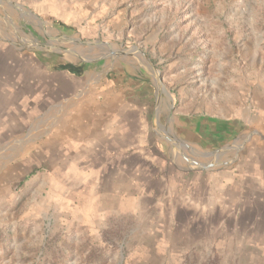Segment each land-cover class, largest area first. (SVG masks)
<instances>
[{"label":"rangeland","instance_id":"1","mask_svg":"<svg viewBox=\"0 0 264 264\" xmlns=\"http://www.w3.org/2000/svg\"><path fill=\"white\" fill-rule=\"evenodd\" d=\"M0 47L113 75L137 149H162L137 173L155 193L125 188L100 224L63 204L49 162L8 163L0 264H264V0H0ZM199 114L224 125L182 154L170 138Z\"/></svg>","mask_w":264,"mask_h":264},{"label":"crops","instance_id":"2","mask_svg":"<svg viewBox=\"0 0 264 264\" xmlns=\"http://www.w3.org/2000/svg\"><path fill=\"white\" fill-rule=\"evenodd\" d=\"M3 49L8 47H0V187L8 184L13 168L8 163L49 162L50 183L63 196V204L99 224L122 212L125 188L133 192L139 181L141 195L155 193L146 176L139 179L137 173L145 171L149 155L161 152L160 141L151 135L137 149L141 112L136 106L121 107L113 75L104 81L74 74L38 56L28 64L23 47L11 53ZM179 120L184 124L170 140L182 154L185 144L190 151L210 148L201 135L214 136L216 128L224 125L223 119L203 114ZM222 146L200 154L214 161L227 148ZM193 162L200 168L204 164ZM260 168L264 172V163ZM17 170L13 168L11 176ZM78 195L86 199V206L77 201Z\"/></svg>","mask_w":264,"mask_h":264},{"label":"trees","instance_id":"3","mask_svg":"<svg viewBox=\"0 0 264 264\" xmlns=\"http://www.w3.org/2000/svg\"><path fill=\"white\" fill-rule=\"evenodd\" d=\"M58 68L60 69H68L70 72L74 73V74H79L80 71L78 70L80 65L79 66H74V65H71L69 63H63V64H60L57 66Z\"/></svg>","mask_w":264,"mask_h":264}]
</instances>
